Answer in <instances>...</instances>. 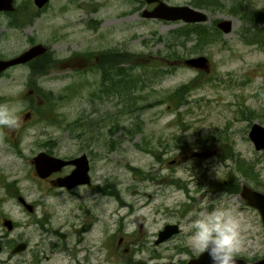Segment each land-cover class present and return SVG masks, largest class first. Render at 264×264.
<instances>
[{"label": "rangeland", "instance_id": "1", "mask_svg": "<svg viewBox=\"0 0 264 264\" xmlns=\"http://www.w3.org/2000/svg\"><path fill=\"white\" fill-rule=\"evenodd\" d=\"M28 2L17 0L19 8L29 6L36 15L26 14L33 18L25 29L5 32L0 49L21 52L31 36L52 46L56 58L42 73L23 64L0 78V104L14 106L19 117L15 128H1L2 153L4 141L17 137V147L2 155V180L16 178L19 192L36 204L33 212L7 202L1 207L16 224L11 235L42 248L47 254L42 264L74 262L56 249L62 247L59 235L52 233L58 230L66 232L69 248H79L76 256H89L91 264H182L200 252L189 240V218L231 207L242 224L243 245L235 255L246 260L264 256V224L258 212L227 190L230 175L238 182L243 179L239 167L246 162L255 168L254 183L264 189V149L256 150L248 137L251 123L264 125V0H246L238 11L233 0L200 6L208 29L223 17L231 18L233 27L198 47L195 35L178 33L182 23L132 14L136 0H49L40 12ZM128 7L130 15L122 19ZM95 18L98 26L93 28L94 22L86 20ZM105 48L135 53L120 63L126 70L120 76L132 83L133 99L101 79L94 53L88 58L74 53ZM196 55L208 58V69L184 63ZM181 86L187 88L176 91ZM84 147L91 152L95 182L111 181L113 195L105 199L98 192L96 199L90 198L98 225L80 233L86 221L84 215L74 218L76 199L70 205L56 190L46 194L47 182L38 178L30 158L46 148L70 155ZM204 149L220 154L191 158L193 150ZM224 178L218 191L207 186ZM82 193L90 191L83 188ZM45 216L49 221L42 227L36 220ZM73 219L77 227L71 231L66 223ZM165 222L178 223L180 231L155 243ZM41 230L49 238L36 245ZM5 255L2 250L0 256Z\"/></svg>", "mask_w": 264, "mask_h": 264}, {"label": "flooded vegetation", "instance_id": "2", "mask_svg": "<svg viewBox=\"0 0 264 264\" xmlns=\"http://www.w3.org/2000/svg\"><path fill=\"white\" fill-rule=\"evenodd\" d=\"M164 1L167 2L166 0H164ZM48 2H49V0H46L45 3L43 5H41V6H38L35 3L34 0H31V1L29 0L28 3L30 5V7L31 6L33 7V4H34V6L39 11V10H43V8L45 7V5ZM12 3H13V7L11 9H0V46H1L2 37L5 36V32L7 33V32H9L11 30H14V28H17V27L18 28L23 27V29H25L24 26L25 25L27 26L29 24V22L32 20V18L34 17V15H36L34 12H32L30 10V8H28L29 6H26V9H23V8H19L18 7L17 0H13ZM167 3H169V4H179V3H170V2H167ZM156 4H157L156 1L147 2L146 0H136L135 6H137V7H135L132 10V14L136 13L137 15H141L142 11L145 8L152 9ZM184 4H186V3H184ZM203 4H205V3H203ZM188 5H191V6L195 7V8L201 9V10H203L202 8H204V7H200L197 3H194V2H192L191 4L189 3ZM201 6H203V5H201ZM28 10L31 11V12H29ZM203 11L206 13L205 10H203ZM26 14L33 15V17L32 18H28V17H26ZM129 15H130V12H129V7H128L125 10V13H123V15L121 17H122V19H127ZM145 18H149V17H145ZM157 19H160V18H157ZM160 20H165V19H160ZM218 20H216V23H217ZM86 21L94 22L93 28H96V26H98L96 18H95V20H86ZM167 21H177V22L182 23V26L186 25L187 23H200V22H186V21H183V20H167ZM203 22L204 21H201V23H203ZM216 23H215V25H216ZM216 27H217V25H216ZM181 28H183V27H181ZM218 30L220 32H223L220 28H218ZM26 39L30 43L26 48H28L29 46H31V45H33L35 43H40V42H35L34 39L31 36L30 37L28 36ZM43 45H45V44H43ZM45 46L47 47V49L41 54L46 53L44 58L49 60V62L55 61L54 58H56L55 57L56 55L53 52L52 46H50L49 44L45 45ZM26 48L22 49V51L25 50ZM108 49L109 48H105V49H102V50L108 51ZM72 51L74 52L75 50H72ZM19 53L20 52L12 54L9 51H2L0 49V58H5V59L6 58H10V57H13V56H15V55H17ZM74 53L76 55L80 56V57H83V58H88L91 53H94L95 60L98 59V51H96V50L74 52ZM41 54H39V55H41ZM39 55H37V56H39ZM37 56H35V57H37ZM35 57H33V58H35ZM33 58H31V59H29V60H27L25 62H22V63L13 64V65L5 68L1 72L0 78L5 74L7 69H9V68H11L13 66H17V65H23V64L27 65V67L30 69V71L33 72V70H32L33 68H32V65H31V60ZM2 137H3V135H2L1 128H0V188L3 189V191H4L3 194H0V209L6 202L9 203L10 205L13 204L14 206L19 204V205L22 206V208L26 209L24 204L19 200V196H22L26 203H28V204L31 203L32 206H33L31 211H29L27 209L26 210L29 211V212H33L35 210L36 204L34 202H32V201L27 200L26 197L19 192L18 187H17V179L16 178H14L12 180H9V181L5 180L4 183H3L2 174H1L3 163L1 161V158H2V155L7 156V154H9V152L11 151L10 149L12 147L13 148L17 147V137L13 135L12 136V140H5L4 141V143H6V144L4 146L3 153L1 151ZM78 137L80 138L81 136L79 135ZM48 149L49 148H46L45 151L50 153V154L56 155L52 151H48ZM256 150H259V149H256ZM260 150H262V149H260ZM91 151H92V148H91ZM202 151L205 152V153L201 154V155L197 154L198 152H202ZM89 153H91L89 151V149L87 150L84 147L77 154L56 155V156H59V157H61L63 159H67L68 160V159H72V158H74L76 156H79L81 154H85L86 157H87V164H88V170H87L88 181L87 182L76 183V184H74V185H72L70 187H68L67 185H57V184H54V183L51 182V181H54L58 176L62 177V176H65V175L69 174L72 171V169L74 168V163H72V162H68V163L64 164L61 167V169H59L57 171H53L51 174H49L45 178H41V177H39L37 175L38 178H41V179H43L44 181L47 182V193L46 194L52 193V192H54L56 190V191H58L59 194H61L63 200H67L68 199V200L71 201L70 205H72V203H74V199H76V202L74 204V210H75L74 218L76 219V218L80 217L81 215H84V219L86 221V222H83L79 226V232L80 233L81 232H89V231L92 230V228H93V226L95 224H96L95 225L96 227L98 225V219H99L98 215H95L94 217H92V210H91V208L89 206L90 198L92 197V198L96 199L97 198L96 195L98 194V192L100 193V196L105 197V199H106V197H109V199H111L112 195H113V191L110 188L111 183H112L111 181L105 180V181H103L100 184H97L95 182V178H94L95 167H94L93 162L91 160L92 156H90ZM215 154H220V152H218L217 149H212V150L204 149V150H193L190 155H191V158L204 159V158L210 157V156L215 155ZM225 156H227V154H225ZM225 156L223 155V157H225ZM157 157L159 158L160 163H161V154L160 155L158 154ZM31 158H30V163H32L31 162ZM170 161L174 162L175 160L172 159ZM198 164L199 163H197V165ZM246 164H247L246 166H240L239 167L240 168V170H239L240 174L242 175V178H243L242 180H240L238 182L231 175L229 176L230 177L229 178L230 182L227 185V187H228L227 190H229L231 193H236L238 195V197L240 198V201L243 203L244 207L253 209L256 212H258V214H259V211L257 210V208L255 206L249 205L245 201V199H244V197L242 196V193H241V188H242L243 184H245V185H247V186H249V187H251L253 189H257V190H259V191L264 193V189L262 187L258 186L257 182H256L257 184L254 183L253 171H255V168L251 167V164L249 162H246ZM33 167H34V165H33ZM206 171H207V169H206ZM245 177L247 178V180L244 179ZM231 178H233V179H231ZM159 181L160 182L161 181L166 182V180H162L161 178L159 179ZM220 181L221 180L211 181L212 183H210V181H209L207 186L213 191H218L226 183L225 178L221 182ZM259 185H262V184H259ZM83 188H87V190L90 191L89 195L88 194L84 195L82 193V189ZM85 201H86L87 204L86 203L83 204ZM75 219H73L69 223H66V226L69 227L71 229V231L74 228L77 227ZM6 220L11 222L9 226L7 224H5ZM41 221H42V224L40 223ZM48 221H49V217L48 216H45L42 219H37L36 220V222H39L42 225V227H44L43 224L45 222H48ZM165 223H170V222H165ZM0 224L3 227L6 228L5 230H0V254H1L2 250H4V252H6V255L4 257L0 256V264H42V262H41L42 259L47 257V254H44L42 248H39V246L34 248L32 243H30V241H28L26 239H23V238H17L16 236H12L11 235V232L15 228L16 224L12 220L10 214L0 212ZM141 225L142 224L140 223V226L138 228L139 231H141V229H142ZM163 225H162V227H163ZM161 228H159L157 230V232ZM179 231H180V228H179ZM52 233H54L55 235L57 233L59 235L58 238H59V240H60V242L62 244V247L58 246V247H56V249L63 250V252H64L63 255L67 254L69 256L70 260H72L74 258L75 260L73 259V261H74L73 264H91L89 256L86 255L81 260L76 256L77 252H79V248L78 247L69 248V246L65 242V239L67 237L66 232H64L63 230H58V231H55V232H52ZM39 234H40L41 239L39 241H35L36 245L44 243V241L42 239L46 238V240H48V238H49L48 232L46 230L39 231ZM156 236H157V233H156ZM20 243H24V246L22 248L15 249V247L18 244H20ZM3 245H4V247H3ZM25 251H27L29 253V255L26 256V257H24L22 255V253L25 252ZM11 259H12V262H11ZM254 259H256V258H254Z\"/></svg>", "mask_w": 264, "mask_h": 264}, {"label": "water", "instance_id": "3", "mask_svg": "<svg viewBox=\"0 0 264 264\" xmlns=\"http://www.w3.org/2000/svg\"><path fill=\"white\" fill-rule=\"evenodd\" d=\"M13 0H0V9H11L13 7ZM38 6H41L45 3L46 0H34ZM147 2L156 1L157 4L152 9L145 8L141 15L149 18H160L165 20H183L186 22H201L207 20V14L198 8H195L188 4H169L164 0H146ZM217 27L220 28L224 33L229 32L233 27L232 19L229 17L220 18L217 23ZM47 47L42 43H35L19 54L10 57V58H0V76L1 72L17 63L25 62L41 53H43ZM184 63L198 68L208 69V58L205 55H196L190 56L184 59ZM264 76V74H262ZM30 117V111L25 114L23 117L27 119ZM248 136L253 143L255 149H263L264 148V125L254 121L251 123L250 128L248 130ZM205 152H198L197 154L201 155ZM31 162L34 165V170L36 174L45 178L53 171H57L61 169V167L68 163H74V168L72 171L65 176H58L54 181H51L57 185H67L68 187L80 183L88 181V164L87 157L85 154H81L72 159H63L59 156L50 154L45 150H40L35 153ZM242 196L245 201L252 206H255L259 211V215L262 223L264 224V193L253 189L245 184L242 185L241 188ZM19 200L24 204L27 210L31 211L33 206L31 203H26L22 196H19ZM10 221L6 220L5 224L10 225ZM179 231V225L177 223H165L163 227L157 232V236L155 238V243H159L164 241L172 234L177 233ZM24 243L18 244L15 249L22 248ZM236 264H264V256L253 260H246L241 256L235 255ZM152 264H179L175 262L161 263L154 262ZM183 264H212L207 252H199L197 255H192L185 260Z\"/></svg>", "mask_w": 264, "mask_h": 264}, {"label": "clouds", "instance_id": "4", "mask_svg": "<svg viewBox=\"0 0 264 264\" xmlns=\"http://www.w3.org/2000/svg\"><path fill=\"white\" fill-rule=\"evenodd\" d=\"M19 117L14 106L0 104V128H15ZM191 246L207 252L212 264H236L235 254L243 245L239 213L231 207H217L189 218Z\"/></svg>", "mask_w": 264, "mask_h": 264}, {"label": "trees", "instance_id": "5", "mask_svg": "<svg viewBox=\"0 0 264 264\" xmlns=\"http://www.w3.org/2000/svg\"><path fill=\"white\" fill-rule=\"evenodd\" d=\"M211 0H196L195 3H197L199 6L207 5ZM205 3V4H203ZM234 6L232 7L235 10H241L245 4H247L246 0H233ZM180 35H191V38L193 35H195V45L197 46V43H199L201 46H204L205 44H209L212 41H214L213 37H217L220 33L218 28L212 27V29H208L205 24L200 23H187L183 28H181L178 32ZM254 39V37H251ZM199 42H198V41ZM251 40V39H249ZM198 47V46H197ZM106 50H99L98 51V59L96 61V67L101 71V79L102 80H108L111 85L116 86V90L122 91L123 95L126 97H130L131 99L134 98L132 96V83L129 80V83L127 84V81L124 79L123 73H126L125 66L120 65L121 62L128 60L131 56H133L135 53L131 52H120L119 50L114 49H108ZM46 53L41 54L31 60L32 70L33 73H42L47 69V67L52 68L54 66V62H49V60L45 59ZM119 75V76H118ZM124 77H122V76ZM187 88V86H181L176 91L180 92ZM128 89V90H127ZM127 90V91H126ZM128 91L130 93H128ZM170 93L169 95H171ZM50 151V150H48ZM241 165L245 166V163H242Z\"/></svg>", "mask_w": 264, "mask_h": 264}]
</instances>
